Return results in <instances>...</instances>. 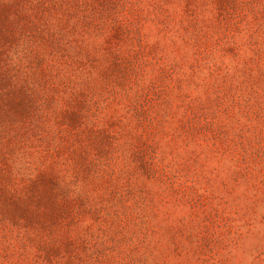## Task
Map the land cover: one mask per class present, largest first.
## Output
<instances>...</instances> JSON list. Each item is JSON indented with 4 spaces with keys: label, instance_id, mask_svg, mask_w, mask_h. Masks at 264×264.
<instances>
[{
    "label": "rangeland",
    "instance_id": "1",
    "mask_svg": "<svg viewBox=\"0 0 264 264\" xmlns=\"http://www.w3.org/2000/svg\"><path fill=\"white\" fill-rule=\"evenodd\" d=\"M0 264H264V0H0Z\"/></svg>",
    "mask_w": 264,
    "mask_h": 264
}]
</instances>
